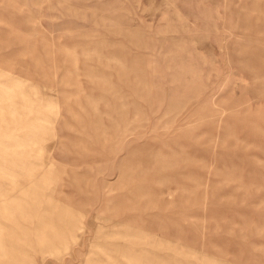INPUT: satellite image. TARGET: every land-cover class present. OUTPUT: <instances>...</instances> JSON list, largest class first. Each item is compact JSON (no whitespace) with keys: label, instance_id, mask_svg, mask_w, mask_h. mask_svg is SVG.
Returning <instances> with one entry per match:
<instances>
[{"label":"rangeland","instance_id":"374dc122","mask_svg":"<svg viewBox=\"0 0 264 264\" xmlns=\"http://www.w3.org/2000/svg\"><path fill=\"white\" fill-rule=\"evenodd\" d=\"M0 264H264V0H0Z\"/></svg>","mask_w":264,"mask_h":264}]
</instances>
